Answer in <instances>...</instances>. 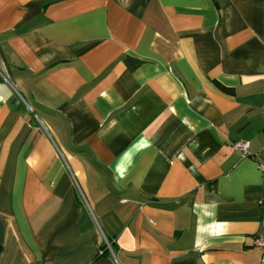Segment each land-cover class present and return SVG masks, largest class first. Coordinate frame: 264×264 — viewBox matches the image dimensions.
I'll return each instance as SVG.
<instances>
[{
    "label": "crops",
    "instance_id": "crops-1",
    "mask_svg": "<svg viewBox=\"0 0 264 264\" xmlns=\"http://www.w3.org/2000/svg\"><path fill=\"white\" fill-rule=\"evenodd\" d=\"M262 162L264 0H0V264H264Z\"/></svg>",
    "mask_w": 264,
    "mask_h": 264
},
{
    "label": "built area",
    "instance_id": "built-area-1",
    "mask_svg": "<svg viewBox=\"0 0 264 264\" xmlns=\"http://www.w3.org/2000/svg\"><path fill=\"white\" fill-rule=\"evenodd\" d=\"M233 145L236 149H239L242 151L243 156H248L250 154L249 148L251 146V143L249 141L239 140V141L234 142ZM254 155L257 156V153H254ZM260 167L264 173V163L263 162L261 163ZM262 202L264 203V198L262 199ZM106 242H107L108 246L111 247L109 242L108 241H106ZM254 243H255V245H257L261 249L262 261L264 263V231L255 236Z\"/></svg>",
    "mask_w": 264,
    "mask_h": 264
},
{
    "label": "trees",
    "instance_id": "trees-1",
    "mask_svg": "<svg viewBox=\"0 0 264 264\" xmlns=\"http://www.w3.org/2000/svg\"><path fill=\"white\" fill-rule=\"evenodd\" d=\"M222 88L225 89V90H229V88L228 87H225V86H222Z\"/></svg>",
    "mask_w": 264,
    "mask_h": 264
}]
</instances>
